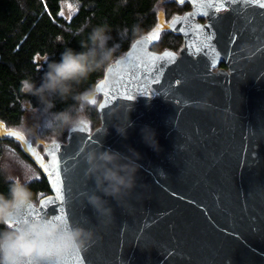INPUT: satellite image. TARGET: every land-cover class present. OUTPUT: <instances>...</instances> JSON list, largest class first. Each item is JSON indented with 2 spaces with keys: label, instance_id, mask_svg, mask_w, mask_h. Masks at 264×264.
I'll use <instances>...</instances> for the list:
<instances>
[{
  "label": "water",
  "instance_id": "obj_1",
  "mask_svg": "<svg viewBox=\"0 0 264 264\" xmlns=\"http://www.w3.org/2000/svg\"><path fill=\"white\" fill-rule=\"evenodd\" d=\"M186 1L191 9L163 26L182 35L178 52L152 50L144 35L104 70L94 86L100 124L92 131H68L65 142L45 144L43 157L0 121V136L18 140L49 184L28 213L63 215L100 237L66 264H264V0ZM219 61L229 69L213 71ZM204 99L211 108L195 106ZM118 123L127 124L126 136ZM145 126L158 151L145 143ZM98 143L135 149L142 166L130 197L120 206L108 198L114 217L105 223L87 201L97 190L80 151ZM50 151L59 161L55 179L54 169L44 170Z\"/></svg>",
  "mask_w": 264,
  "mask_h": 264
},
{
  "label": "clouds",
  "instance_id": "obj_2",
  "mask_svg": "<svg viewBox=\"0 0 264 264\" xmlns=\"http://www.w3.org/2000/svg\"><path fill=\"white\" fill-rule=\"evenodd\" d=\"M88 28L89 25L85 24L73 32L74 36L82 37L78 40L81 51L66 47L58 61L51 59L47 62L39 83L31 76L20 81L19 91L37 99L34 114L37 123L28 127L22 118L18 126L24 134L42 129L43 138L53 141L65 131L79 132L89 125V109L96 102V89L76 91V88L92 73L110 69L119 58L116 57V46L109 43L112 36L107 23L92 26L90 31ZM132 33L135 39L142 38L138 26L133 27ZM119 35L122 39L127 37L128 29L121 30ZM56 100H71L72 103L54 110ZM195 106L200 109L212 107L207 99L195 102ZM113 115L120 119L116 111ZM115 127L120 135H127L126 123H118ZM141 131L145 143L158 151L155 131L148 126ZM80 151L87 163L85 174L94 181L97 190L87 196V201L99 222L105 223L102 217H114L108 198L120 206V202L130 197L136 188L137 173L142 167L138 163L140 154L132 148L122 153L110 147L104 148L99 143L81 147ZM0 175L7 183V191H0V225L4 226L0 228V264H66L69 254L87 252L100 239L94 228L72 223L67 217L28 215V209L38 206L29 186L36 172L8 145L3 146L0 154Z\"/></svg>",
  "mask_w": 264,
  "mask_h": 264
},
{
  "label": "trees",
  "instance_id": "obj_3",
  "mask_svg": "<svg viewBox=\"0 0 264 264\" xmlns=\"http://www.w3.org/2000/svg\"><path fill=\"white\" fill-rule=\"evenodd\" d=\"M63 0H0V121L6 128L19 129L21 119H25L28 127L37 123V99L19 91L20 81L31 76L39 83L47 62L59 60L60 53L66 47L81 51L73 32L82 25L92 26L107 23L111 28L112 40L117 48L116 57L121 56L135 40L132 29L138 26L142 36L151 35L150 49L177 50L181 39L179 35L161 27L155 32L159 22L168 21L173 15L181 14L189 8L186 2L175 0H78L79 7L69 20L59 15ZM128 29V35L121 38L119 33ZM154 31V33H153ZM155 37V38H153ZM38 56L39 59H35ZM104 70L94 72L86 82L77 86L76 91L93 88L103 76ZM101 95L96 93V103L89 109V131L100 124L97 104ZM71 100H56V109L60 110ZM29 143L43 156L44 146L49 142H65L68 131L57 140L48 141L43 138V130L37 129L33 134H24ZM8 145L28 161L37 171L30 182V187L38 201L50 193L49 184L34 161L25 153L18 140H8L0 136V154L3 146ZM0 191H7V183L0 175ZM0 225V228H3Z\"/></svg>",
  "mask_w": 264,
  "mask_h": 264
},
{
  "label": "snow or ice",
  "instance_id": "obj_4",
  "mask_svg": "<svg viewBox=\"0 0 264 264\" xmlns=\"http://www.w3.org/2000/svg\"><path fill=\"white\" fill-rule=\"evenodd\" d=\"M262 6H264V5H262ZM61 15H63V12H61ZM153 38H155V37H153ZM148 67H150V64L147 63V62H145L144 70L147 71ZM137 71H139V65L134 66V68L132 70L131 75H132V77L134 79L137 78L136 77V72ZM128 98L129 99L132 98L131 93H129V97ZM93 103H96V102L94 101ZM101 106L103 107L104 105H101ZM49 156L51 157V159L49 161V164H47V165L44 166V170H45V172H48L49 169H54V171L51 173V175H52L53 179H55L56 177L59 176V168H58L59 161L57 159V152L56 151H50L49 152ZM48 203H50L49 200H42L41 201V204L42 205H46ZM40 214H42V213H35V214L28 213V215H40ZM56 217L57 218H63L64 216L63 215H56Z\"/></svg>",
  "mask_w": 264,
  "mask_h": 264
},
{
  "label": "rangeland",
  "instance_id": "obj_5",
  "mask_svg": "<svg viewBox=\"0 0 264 264\" xmlns=\"http://www.w3.org/2000/svg\"><path fill=\"white\" fill-rule=\"evenodd\" d=\"M71 6V7H70ZM79 7V2L78 0H63L61 2V9L59 11V15L62 16L64 19L69 20L71 18V16L76 12V10ZM61 12H63V15H61ZM164 26V22L161 21L159 22L156 30H154L155 32H158L159 29L161 27ZM153 31V33H154ZM152 37V36H151ZM35 59H39L38 56L35 57ZM25 160V159H24ZM28 162V161H27ZM29 163V162H28ZM30 164V163H29ZM31 165V164H30ZM32 166V165H31ZM33 167V166H32ZM33 169L35 170V172L37 171L34 167ZM37 173V172H36Z\"/></svg>",
  "mask_w": 264,
  "mask_h": 264
},
{
  "label": "flooded vegetation",
  "instance_id": "obj_6",
  "mask_svg": "<svg viewBox=\"0 0 264 264\" xmlns=\"http://www.w3.org/2000/svg\"><path fill=\"white\" fill-rule=\"evenodd\" d=\"M183 2H186V3L189 5V8H187L186 10H184L181 14H183L185 11L191 9V4H190L188 1L185 0V1H183ZM180 3H182V2H180ZM226 9H227V7L222 6V7L216 8V12H218V13H222V12H224ZM181 14H178V15H181ZM197 20H198L199 22H201V23H204V22H206L207 17H206L205 15H198V16H197ZM163 28H164V27H163ZM164 29H165V28H164ZM169 31H170V30H169ZM171 32H172V31H171ZM173 33H174V32H173ZM175 34L179 35V37H180V39H181V42H180V44H179L177 50H175L176 52H178L179 49H180V47L182 46L183 37H182V35H180V34H178V33H175ZM149 45H150V44H149ZM217 69H225V70H228L229 67H228V65H227L225 62H223V61H219L215 66H212V70H213V71H216ZM46 195H47V194H46ZM44 196H45V195H44ZM42 197H43V196H42ZM39 199H40V198H39Z\"/></svg>",
  "mask_w": 264,
  "mask_h": 264
}]
</instances>
